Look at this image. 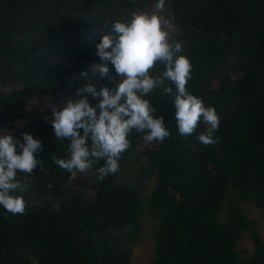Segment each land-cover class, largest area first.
Wrapping results in <instances>:
<instances>
[{"label":"trees","instance_id":"1","mask_svg":"<svg viewBox=\"0 0 264 264\" xmlns=\"http://www.w3.org/2000/svg\"><path fill=\"white\" fill-rule=\"evenodd\" d=\"M156 2L0 0V132L39 139L34 155L44 168L27 176L22 215L0 206V264H133L147 220L149 264H264V239L244 208L264 212V0H166L172 38L192 64L187 89L220 118L215 144L199 142L202 121L180 136L173 98L157 89L147 98L171 133L162 142L139 148L144 133L133 130L118 171L103 180L94 174L100 165L72 178L53 162L68 158L70 140H57L52 112L31 101L62 97L61 109L85 83L113 88L120 78L110 62L108 76L91 73L102 63L96 46L114 22L151 13ZM246 234L252 252L238 246Z\"/></svg>","mask_w":264,"mask_h":264},{"label":"clouds","instance_id":"2","mask_svg":"<svg viewBox=\"0 0 264 264\" xmlns=\"http://www.w3.org/2000/svg\"><path fill=\"white\" fill-rule=\"evenodd\" d=\"M165 3L157 0L151 13L135 12L129 22L116 21L111 32L102 35L96 46L102 63L92 64L91 73L108 76L110 62L120 78L113 88L98 89L95 83H85L73 98H66L61 109L52 106L50 122L56 139L70 140L68 158L53 157V162L72 178L77 173L87 175L95 165H100L94 173L99 180L116 173L121 154L131 147L133 130L144 133L145 143L162 142L171 135L164 117L154 115L156 108L147 98L157 89L173 98L180 136H191L202 121L207 128L198 134L199 142L205 146L217 142L214 133L220 118L214 107L205 106L187 89L192 64L183 54V42L172 38L177 29L174 17L164 14ZM158 64L164 70L154 74ZM80 75L88 80L90 74L82 71ZM20 135L22 141L7 132L0 136V206L14 215L25 211L26 202L20 194L28 188L27 176L37 165L44 171L42 159L34 155L42 151L41 141L30 133ZM18 173L25 178L18 179Z\"/></svg>","mask_w":264,"mask_h":264},{"label":"rangeland","instance_id":"3","mask_svg":"<svg viewBox=\"0 0 264 264\" xmlns=\"http://www.w3.org/2000/svg\"><path fill=\"white\" fill-rule=\"evenodd\" d=\"M93 34L98 35V32H94ZM65 99L62 97L59 98H51L47 97L42 94H38L34 97V99L31 101L37 108H39L44 113H51L52 112V106L54 105L57 109H59ZM23 124L20 122L15 123V128L22 127ZM8 133V129H4V131L0 132V135H4L5 133ZM159 143V141H153L149 143H145L142 141V143L138 146L139 148L143 147L144 145L154 147ZM153 177L145 179V182L143 183L145 185V191L146 193L149 191V188L153 185ZM245 210L248 213L249 218L255 222L256 227L258 228L259 232L261 233L263 239H264V212L258 208L255 204H246L244 205ZM144 237L140 239L138 244L134 247V253H133V264H149L153 252H154V241L151 237V228H153V222L150 220H147V222L144 225ZM239 248H247L249 252H252L254 250V242L250 238L248 234H246L243 239L238 243Z\"/></svg>","mask_w":264,"mask_h":264}]
</instances>
